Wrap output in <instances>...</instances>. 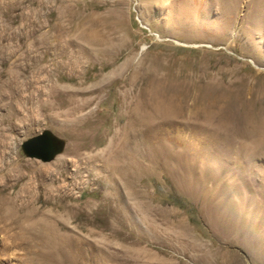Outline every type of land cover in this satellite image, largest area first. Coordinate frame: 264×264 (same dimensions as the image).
Returning a JSON list of instances; mask_svg holds the SVG:
<instances>
[{
    "label": "rangeland",
    "instance_id": "rangeland-1",
    "mask_svg": "<svg viewBox=\"0 0 264 264\" xmlns=\"http://www.w3.org/2000/svg\"><path fill=\"white\" fill-rule=\"evenodd\" d=\"M0 99V264H264V0H0Z\"/></svg>",
    "mask_w": 264,
    "mask_h": 264
},
{
    "label": "water",
    "instance_id": "water-1",
    "mask_svg": "<svg viewBox=\"0 0 264 264\" xmlns=\"http://www.w3.org/2000/svg\"><path fill=\"white\" fill-rule=\"evenodd\" d=\"M63 146V139L55 136L49 130H43L21 143V148L27 156L43 161L51 160L63 149Z\"/></svg>",
    "mask_w": 264,
    "mask_h": 264
},
{
    "label": "trees",
    "instance_id": "trees-1",
    "mask_svg": "<svg viewBox=\"0 0 264 264\" xmlns=\"http://www.w3.org/2000/svg\"><path fill=\"white\" fill-rule=\"evenodd\" d=\"M170 200L177 203L179 206L184 207L186 203L182 200V198H178L175 195H169Z\"/></svg>",
    "mask_w": 264,
    "mask_h": 264
},
{
    "label": "bare ground",
    "instance_id": "bare-ground-1",
    "mask_svg": "<svg viewBox=\"0 0 264 264\" xmlns=\"http://www.w3.org/2000/svg\"><path fill=\"white\" fill-rule=\"evenodd\" d=\"M12 78V77H11ZM9 81V80H8ZM19 86V85H18ZM15 87H16V85H15ZM16 88H18V87H16ZM21 89V88H20ZM1 90H3V89H1ZM19 90V89H18ZM5 91V90H4ZM20 91V90H19ZM22 91V90H21ZM2 92V91H1ZM9 92V91H8ZM12 92V91H11ZM15 92H17L16 90H15ZM3 93V92H2ZM1 93V94H2ZM21 94V93H20ZM4 95V94H3ZM6 95V94H5ZM10 95V94H9ZM19 96V95H18ZM2 98V97H1ZM3 98H5V97H3ZM8 98H10V96L8 97ZM21 98V97H20ZM13 99V98H12ZM17 99V98H16ZM1 100V99H0ZM28 99H26V101H27ZM6 102V101H5ZM22 102V101H21ZM16 103V102H15ZM10 104V103H9ZM154 109V108H153ZM115 156V155H114ZM130 156V155H129ZM119 157H120V155H119ZM116 158V157H115ZM120 160V159H119ZM114 163H116V162H114ZM118 163V162H117ZM47 231H50L49 229L47 230Z\"/></svg>",
    "mask_w": 264,
    "mask_h": 264
}]
</instances>
